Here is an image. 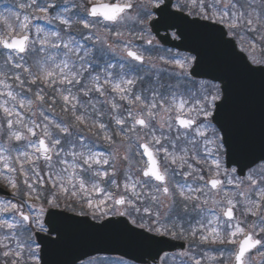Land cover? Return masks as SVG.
<instances>
[{
  "label": "snow or ice",
  "instance_id": "obj_1",
  "mask_svg": "<svg viewBox=\"0 0 264 264\" xmlns=\"http://www.w3.org/2000/svg\"><path fill=\"white\" fill-rule=\"evenodd\" d=\"M148 4L155 13H133L144 7L134 0L20 3L23 11L42 13L38 19L56 22V30L37 25L34 33V13L0 14V171L11 189V198L0 200V264H40L36 232L59 238L56 227L45 228L44 204L37 209L32 200L56 209L63 200L69 211L86 205L93 220L113 213L133 225L139 220L149 233L187 240L184 264H229V258L255 264V255L264 264V164H242L244 145L221 122L227 84L223 91L198 84L190 71L197 57H154L147 38L150 26L211 21L221 39L246 38L250 46L242 50L251 64L264 65L255 55L264 51V0H183L178 18L172 0ZM244 69L264 73L249 64ZM58 103L63 117L55 114ZM103 146L111 150H97ZM260 146L264 153V140ZM225 152L237 167H225ZM117 163L124 177L118 196L101 188H121ZM21 183L28 199L18 202ZM202 245L222 247L212 255ZM197 250L203 255L192 254Z\"/></svg>",
  "mask_w": 264,
  "mask_h": 264
},
{
  "label": "water",
  "instance_id": "obj_2",
  "mask_svg": "<svg viewBox=\"0 0 264 264\" xmlns=\"http://www.w3.org/2000/svg\"><path fill=\"white\" fill-rule=\"evenodd\" d=\"M175 14L176 18L181 16ZM156 16L159 19V15ZM201 25L210 27L202 28ZM217 28L200 21L195 25L179 24L175 28L150 26L162 45L198 58L199 62L194 61L190 69L195 73L194 79L217 83L222 91L227 84V102L221 122L229 125V138L234 143L244 145L242 164L254 167L262 162L259 157L264 154L260 146L264 140V73L246 71L244 64L249 63L245 56L237 51L232 40L226 39V35L221 39ZM172 31L176 32L178 42L159 35L160 32ZM225 153L226 166L237 167L228 164V154ZM247 170L244 168V173ZM0 195L6 193L0 190ZM44 222L46 228L56 227L60 235L57 238L56 233H52L48 239L36 235L40 245V264H78L95 256L118 257L135 264H153L152 258H155L157 264L161 255L183 249V245L133 227L123 217L94 223L86 217L47 210ZM144 236H151L152 242L145 244L142 239ZM49 239L56 242L49 243Z\"/></svg>",
  "mask_w": 264,
  "mask_h": 264
},
{
  "label": "rangeland",
  "instance_id": "obj_3",
  "mask_svg": "<svg viewBox=\"0 0 264 264\" xmlns=\"http://www.w3.org/2000/svg\"><path fill=\"white\" fill-rule=\"evenodd\" d=\"M30 2H31V0H0V14H3L5 16L7 14V13H5V14L2 13V7H4L5 10H9V9L12 8L13 10H11V11L16 10L15 12H19V10L16 9V7L20 3L29 4ZM42 2H43V0H39V3H42ZM134 3L137 4V5H144V7H138V8L133 9V13H135L136 11H140L141 13H143V12L148 11V10H150L152 8L151 5L148 4V0H134ZM181 3H183V0H177L174 9L178 10L179 9V5ZM28 13H34V15H32L30 17L31 23L33 25V28H32L33 33L35 32V26H37V25L39 26L40 23H43L47 27L49 26V23H47V21L42 20V19H38V17L40 15H42V13L35 12L34 8L27 9V11H25V14H28ZM21 18H22V16H21ZM0 22L2 23V24L0 23V29H3L5 27L4 26L5 25L4 21L0 20ZM10 22L15 23V18L13 17ZM147 38L152 39V41H153V45H154L153 56L154 57L157 56L158 54H169V53L163 52V51L160 52V53L156 52L155 49H157V45H156L155 41L149 35L147 36ZM236 42L238 43V45L240 46L241 49H245V48L250 46L248 43H246V38L245 39H241L240 37H236ZM135 43L136 44H142L143 41H136L135 40ZM259 50H256L255 55L258 58H264V54H261V52H259ZM244 52L247 53V55L249 56V53L247 51H244ZM174 56H175L176 59H181V60L185 58L183 56H178V55H174ZM249 59H250V57H249ZM28 62L30 64L32 63L31 58L29 59ZM157 63H159V61H157ZM165 67H168V66H165ZM197 83L200 84V82H197ZM204 85L210 86L208 84H204ZM60 109H61V105L58 103L57 106H56V109H55V114L58 117H63L64 114L61 112ZM113 135H114V138L119 142L121 138L118 135L115 134V128H113ZM97 150L104 151V150H111V149H108L107 146H103V147L98 148ZM115 150H116L117 155H122L123 154V148L116 147ZM200 167H206V166L201 164ZM117 168H119L120 171L118 172L116 179H117L118 183H121V188L116 189V188L111 187L110 185H105V184H101V188L102 189H107L108 191H111L114 195L118 196L120 194H124V190H123V187H122V181L124 179V177H123V165L121 163H117ZM41 169L43 170V162H41ZM19 179H20V177H19ZM6 183H7V178H6L5 175L2 174V171H0V186L11 195V189L7 188V187H4V185ZM48 187L50 188L51 186L48 185ZM103 194L104 193L102 191L101 193L96 194V195L99 198V197H102ZM21 195H22V193H21ZM217 197H219V196H216V199H220V197L219 198H217ZM27 199H28V197L24 196V198H22V201L23 200H27ZM31 203L35 204L37 206V209L39 208L40 204H42V203L44 204L45 207H47L46 201L32 200ZM60 204L62 205V208H64V201L63 200L61 201ZM81 207H83V213H81ZM209 207H211V204H209ZM75 210H76V212L73 211V213H77V214L80 213V215H84V216H87L90 219H92L90 210L87 208L86 205H83V206L77 205ZM70 212H72V211H70ZM113 216H117V215H115L113 213H109L108 215H105V216H98V218L93 220V221H100V220H104L107 217H113ZM10 217L11 216L9 215L7 218L10 219ZM0 218H5V217L0 216ZM126 218L130 219L129 217H126ZM138 224H139V220L137 221V225ZM33 231H35V229ZM153 234H155V233H153ZM184 241H186V240H184ZM192 254L196 255V256H202L203 255V253H199L198 250L197 251H193ZM181 258L185 259L186 261L188 260L187 257H181ZM260 259L261 258H260L259 255H255V257H254L255 264H259ZM118 262H122V264H128L126 262H123V261H120V260H116V259H110V260L107 259V260H104V261L98 260V259H94V260L86 262L85 264H118ZM162 264H167L166 260H162ZM170 264H173L172 261H171ZM229 264H231V258H229Z\"/></svg>",
  "mask_w": 264,
  "mask_h": 264
},
{
  "label": "trees",
  "instance_id": "obj_4",
  "mask_svg": "<svg viewBox=\"0 0 264 264\" xmlns=\"http://www.w3.org/2000/svg\"><path fill=\"white\" fill-rule=\"evenodd\" d=\"M40 27L43 28L45 31H47V29H48L47 27H45V26H43V25H41ZM20 180H22V179H20ZM20 180H18V182H19ZM24 191H26V188H25L24 185L21 183V193H22L21 198L24 197Z\"/></svg>",
  "mask_w": 264,
  "mask_h": 264
},
{
  "label": "flooded vegetation",
  "instance_id": "obj_5",
  "mask_svg": "<svg viewBox=\"0 0 264 264\" xmlns=\"http://www.w3.org/2000/svg\"><path fill=\"white\" fill-rule=\"evenodd\" d=\"M223 159H224V156H223ZM224 163H225V161H224ZM225 167H226V164H225ZM204 175H205L206 178H208L210 176V174L208 172H206V171H205ZM241 178H243V177H241ZM217 198H219V197H217ZM237 215H239V213H237ZM249 219L251 220V218H249ZM178 240L181 241L180 239H178ZM178 240H176V241H178ZM210 249H212V248H210Z\"/></svg>",
  "mask_w": 264,
  "mask_h": 264
}]
</instances>
